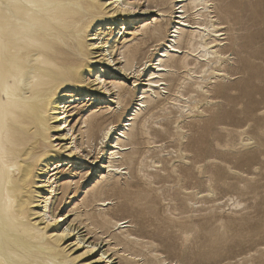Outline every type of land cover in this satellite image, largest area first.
Wrapping results in <instances>:
<instances>
[{
  "label": "bare ground",
  "instance_id": "1",
  "mask_svg": "<svg viewBox=\"0 0 264 264\" xmlns=\"http://www.w3.org/2000/svg\"><path fill=\"white\" fill-rule=\"evenodd\" d=\"M219 2L220 13L214 0H0V264H179L155 242L169 239L147 217L152 186L212 194L220 137L252 139L228 127L235 100L253 114L264 93V14L244 15L258 29L245 41L236 7ZM108 193L137 219L113 215Z\"/></svg>",
  "mask_w": 264,
  "mask_h": 264
},
{
  "label": "rangeland",
  "instance_id": "2",
  "mask_svg": "<svg viewBox=\"0 0 264 264\" xmlns=\"http://www.w3.org/2000/svg\"><path fill=\"white\" fill-rule=\"evenodd\" d=\"M219 1L220 0H214V5L215 7L218 8L219 10L218 12L220 13ZM226 2L228 4L231 3L236 7L234 11L238 12L239 20H241L240 21L241 26L246 27V29H248V30L244 29V31L242 32L244 36H247L245 37V41L250 40L252 38L254 39V37L252 36L254 33L258 31V29L256 28V26H253L254 23H252L251 21H247V19L244 18V15L251 14L253 12H256L258 15H263L264 0H254L250 5H247L246 3H243L240 0H226ZM263 73H264V68H262L258 72L259 77L260 78L262 77V79L256 80V85L264 88ZM261 82H263L262 83L263 85L261 84ZM234 103L236 106L237 113L231 114L230 119L227 122L228 127L232 129L236 128V126L243 127L245 128V130H247L246 131L247 134L250 137H252V139L248 142L249 145H247L248 146L247 147L239 144V136L234 132L230 133L228 136L220 137V143L222 145V148L224 149L222 148L220 149V154H222L220 155V160H221L220 180L219 182H216L214 180L212 181L211 184L213 193L207 195L205 194L206 192L205 190L207 189L205 188L207 187L205 184L198 185V190H202L205 192H203L202 195L196 197L195 195H192V193H187L188 196L185 194L183 195L182 193L181 194L176 193V188H175L177 187V185L175 184L176 181L174 183L172 178L156 180V183H158L159 181L160 183L158 184L154 183V185L152 186L153 194H151L152 192H150V194L151 197L153 198V203L151 204V212L150 214L147 215V217L154 224L161 225V227L166 231V239H169V240H164L163 242L161 241H155V242L158 244V248H160V252H162L163 255H165L169 260L179 261V264H225L226 262H230V264H257L259 260L264 258L263 252H260L263 251L262 249L264 248L263 245L264 244V236H263L264 235L263 232L264 231V141L261 142L260 146L258 143L260 139L264 138V134L258 135L259 134L258 130H262L264 132V114H263L264 108H262L264 107V93L254 95L250 105L254 108H257V110L253 114L247 112L246 110L245 111L243 110L244 101L242 99H237L235 100ZM157 115L150 121L151 126H154L156 124L155 122L158 121L161 122V120L164 121L166 120L167 117H169L167 114H164L163 116V113ZM170 116H172V114ZM175 116H177V113ZM171 120L172 119H170V121ZM186 121L188 122L189 120L187 119ZM238 124L240 125L238 126ZM230 125L231 126L233 125V127H231ZM228 142L230 144H228ZM157 144H161V143L157 142ZM163 146L165 147L167 146V144ZM164 147L158 150H152L150 154H154L155 152L158 154L159 150L161 151L164 149L166 150L172 149L171 147H167V148ZM227 149L229 151H227ZM247 149L249 150L247 151ZM227 153L229 155H227ZM259 153L261 155H259ZM157 154L155 155L157 156ZM222 156L226 160H224ZM225 164L227 166H225ZM226 167H230V168H226ZM228 169L231 171H229ZM222 178H224L223 179L224 181L222 180ZM123 179L125 178L122 177V180ZM170 185H174L175 187L174 186L170 187ZM168 186L170 187L171 190L169 189ZM165 188L167 189V191ZM195 189L196 187L193 188V190ZM168 193H170L169 194L170 196L168 195ZM107 195L112 199L111 201L114 202L113 203L110 201V205H109L110 207H112V210H110V212L113 215L119 218H126L125 221L133 220L135 217L136 218L134 219V221L137 219V216L134 213V211H132V215H133L132 216L131 211L123 209L121 207L120 208L116 207L114 205L115 203H117L116 193H108ZM113 195L116 197H113ZM228 196L237 198L238 200L241 201L242 204L237 207L231 206L230 202L227 201ZM162 198L165 201H163ZM175 198H179V199H175ZM215 200H217V203L215 202ZM186 204L189 205L186 206ZM181 214L182 215L185 214V216L186 215L187 216L185 217L182 216ZM171 216H173L174 218ZM167 219L171 221H168ZM260 222L262 223L261 224L262 226H260ZM256 226L257 228H255ZM181 230L188 231L190 234L193 231V234L190 235L188 241L183 240V237L181 235L182 234ZM198 232H200L201 234H199ZM172 233L174 234V236ZM197 234H199L200 236ZM202 241H204L205 243ZM73 243H74V239L72 236L68 237L65 241V244L67 245L69 244V246L73 248L72 253L74 255L82 254L83 248L81 246L77 248L76 246L73 245ZM249 254H251L252 257L249 258L247 256ZM241 255L247 256V259L240 262H233L237 259V257H240ZM260 255L261 257L259 258ZM96 256L97 255L95 254H88L81 257L80 261L83 263L85 262L91 264ZM98 264H105V263L101 262Z\"/></svg>",
  "mask_w": 264,
  "mask_h": 264
},
{
  "label": "snow or ice",
  "instance_id": "3",
  "mask_svg": "<svg viewBox=\"0 0 264 264\" xmlns=\"http://www.w3.org/2000/svg\"><path fill=\"white\" fill-rule=\"evenodd\" d=\"M53 223H54V221H53ZM90 251H94V249H90Z\"/></svg>",
  "mask_w": 264,
  "mask_h": 264
}]
</instances>
